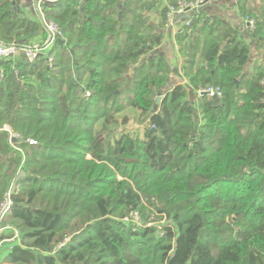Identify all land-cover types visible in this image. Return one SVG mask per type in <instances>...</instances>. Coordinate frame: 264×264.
<instances>
[{
	"label": "trees",
	"instance_id": "16d2710c",
	"mask_svg": "<svg viewBox=\"0 0 264 264\" xmlns=\"http://www.w3.org/2000/svg\"><path fill=\"white\" fill-rule=\"evenodd\" d=\"M14 2L0 0V42L29 46L46 30ZM156 3H44L62 36L35 62H0V204L24 173L1 221L0 245L17 235L4 263L264 264V64L245 71L230 23L193 37L199 18L175 40L187 85H171ZM211 86L222 98L197 96ZM146 203L169 222L161 236L122 221Z\"/></svg>",
	"mask_w": 264,
	"mask_h": 264
},
{
	"label": "crops",
	"instance_id": "0c3cea01",
	"mask_svg": "<svg viewBox=\"0 0 264 264\" xmlns=\"http://www.w3.org/2000/svg\"><path fill=\"white\" fill-rule=\"evenodd\" d=\"M156 1L155 9L150 13V15L153 13V16H150L153 21L158 17L159 11L165 7L162 0ZM15 2L17 10L22 16L38 19L28 7V0H15ZM42 4L44 3L42 2L41 5ZM204 11L203 18L196 23V28L192 30L193 37L196 38L198 33H201L202 21H206L205 16H210L211 22L218 20L223 23H230L233 27L238 29V39L249 49V62L245 71H251L255 64H264V0H211L204 8ZM249 20L255 22V26H257L259 30L260 34L256 37H252L254 26L250 27ZM181 22L182 20L180 17H175L174 27L177 28V30L182 27ZM45 33L46 34L39 31L29 44H40L44 42L46 45L49 40V34L47 32ZM162 33L163 40L159 50L166 53L171 61L173 73L170 84L174 85L180 83V81H184L178 74V70L182 64V57L178 52L175 43L176 38L173 39L172 31L169 29L165 31L163 29ZM49 47L51 48V43L48 45V48ZM21 54L19 53L16 58L19 56L23 59ZM16 61L20 60L18 59Z\"/></svg>",
	"mask_w": 264,
	"mask_h": 264
},
{
	"label": "built area",
	"instance_id": "2783aa9c",
	"mask_svg": "<svg viewBox=\"0 0 264 264\" xmlns=\"http://www.w3.org/2000/svg\"><path fill=\"white\" fill-rule=\"evenodd\" d=\"M57 0H55L54 2H56ZM211 0H173V3H169L168 0H162V2L164 3L167 11H166V20H165V24L163 26V29L165 31H167L168 29L172 31V36L173 39H175L177 37L178 34L182 33L183 30L185 28H188L190 26L193 25L194 21H197L199 18H203V15L205 12L204 8L207 6V4H209ZM54 2H49V3H54ZM39 11L41 13L43 22L42 25L44 26V28H46V32L47 33H51L53 38L55 37H61V31L58 28V26L56 25L55 22H53L52 20H47L45 19V16L43 14V8L42 5L40 3L39 5ZM175 17H180L182 20V27L181 28H175L174 26V20ZM207 21L211 22V17L210 16H205ZM204 20V19H203ZM249 25L250 27H253L254 22L252 20H249ZM162 29V30H163ZM174 31V32H173ZM51 43V42H50ZM49 43V44H50ZM48 44V45H49ZM48 45L44 44V46H40L39 44H32L29 46H24V47H20L18 45L15 44H3L0 42V62L3 60H7V59H13L16 58V56L19 53L23 54V58L29 62H35L39 59H42L44 57H46V49L48 47ZM179 54V53H178ZM179 57V55H178ZM52 61L51 58H47V62L50 63ZM178 74L181 75V66L180 69L178 70ZM0 78H2V72L0 70ZM180 84L185 86L187 85V81H180ZM201 93H206L205 95H208L210 97H214V98H222V90L219 87H209L207 89L204 90H199L197 91V96H201ZM3 131L7 132L8 134V143L10 145H13L14 143L11 142V138L15 137V138H19L17 135H15L13 133V131L11 130V128H9L8 126H4ZM28 142L30 144H33V141L28 140ZM10 194H7V198H5V200L3 202H1L0 204V225H1V221L3 219V217L5 216L6 212L8 211V209L11 206V200L9 198ZM4 228H0V231H3ZM17 237L16 233L14 234V239Z\"/></svg>",
	"mask_w": 264,
	"mask_h": 264
},
{
	"label": "rangeland",
	"instance_id": "374dc122",
	"mask_svg": "<svg viewBox=\"0 0 264 264\" xmlns=\"http://www.w3.org/2000/svg\"><path fill=\"white\" fill-rule=\"evenodd\" d=\"M153 16V13L152 15ZM40 46H44V42L39 44ZM50 49V47L46 49V52ZM21 54V53H20ZM23 57V54H21ZM22 60L19 56L15 59L16 60ZM170 86V84L168 85ZM167 86V87H168ZM160 98H162V96H160ZM161 102V100L159 101V103ZM158 103V104H159ZM129 118L130 121L126 126V130H128V132L132 135V136H140L142 135V131L145 128V124L144 125H140V120L141 118L138 117V113H134L132 112L131 114H129ZM19 174V172L15 175V177H13L12 179V183L14 182V180L17 178V175ZM12 183L9 186L8 190L5 192V194L3 195V199L2 202L5 200V198H7V194H11L12 192H16L17 191V187L16 188H12ZM10 198V196H9ZM123 222H126V224H130L131 226H147V227H152L155 229V234L156 236H161V228L163 225H165L166 223H169L167 218L164 215H160L158 213H156L152 207H149L148 203L145 204V208L142 209L141 213H139V211L136 212H130L128 213V215L122 219ZM1 228V225H0ZM10 227H8L9 229ZM236 229V228H235ZM2 231H0L1 233ZM213 238V234L211 232H208V237L207 239H211ZM16 239V238H15ZM15 239L13 238L12 240H8L7 244H1L0 245V264H6L4 263V261L2 260L5 253L10 249V245L12 244V242H15Z\"/></svg>",
	"mask_w": 264,
	"mask_h": 264
},
{
	"label": "water",
	"instance_id": "95a60500",
	"mask_svg": "<svg viewBox=\"0 0 264 264\" xmlns=\"http://www.w3.org/2000/svg\"><path fill=\"white\" fill-rule=\"evenodd\" d=\"M55 0H28L27 2V5L28 7L30 8V10L33 12L34 15H36L38 17V20L41 22H43V19H42V16H41V13L39 11V5L40 3H49V2H54ZM14 4H16V2H14ZM46 29V28H45ZM49 40L47 42V45L52 41V34L49 32ZM154 53H158L157 50L154 51ZM166 90L169 91L170 90V86L166 87ZM206 93H201V96L202 95H205ZM161 100L160 98V95L156 97L155 99V108L156 106L158 105L159 101ZM21 141H24V139H21V138H15V137H12L11 138V142L12 143H16V142H21ZM24 176V173L23 172H19V174L17 175V178L14 180V182L12 183V188H16L17 185H18V182L19 180Z\"/></svg>",
	"mask_w": 264,
	"mask_h": 264
}]
</instances>
